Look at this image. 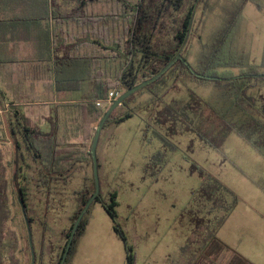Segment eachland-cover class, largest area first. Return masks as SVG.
Here are the masks:
<instances>
[{"label":"trees","instance_id":"1","mask_svg":"<svg viewBox=\"0 0 264 264\" xmlns=\"http://www.w3.org/2000/svg\"><path fill=\"white\" fill-rule=\"evenodd\" d=\"M246 2L248 0L239 2L213 43L203 46L200 64L196 68L190 62L185 46L198 11L201 9L206 13L208 9L207 0H0V48L4 46L7 49L9 43L29 42L31 52L27 64L34 73V80L53 78L59 90L82 91L88 86L91 90L79 102L57 105L54 114L44 119L49 125L47 131L30 114L29 106H12L7 127L17 148L20 171L19 140L44 172L51 175L66 177L86 156L90 162L93 161V141L110 107H98L97 101L105 100L112 90L123 94L156 77L172 61L174 63L154 82L127 98L104 128L110 123L120 124L136 114L133 104L137 94L138 97L149 94L154 105L161 103L177 80H188L201 86L226 87L225 100L232 95V108L243 110V102L248 106L249 93L264 85V48L259 64L238 60L232 50ZM4 60L0 58V66L3 62H14V58L7 54ZM235 69L239 70L238 74L234 73ZM205 104L211 106L207 102ZM166 107L173 108V105L166 104ZM183 108L181 117L187 122L191 101ZM219 110H216L213 118L224 122L227 129L232 128L223 120L224 116ZM166 112L172 114L171 109ZM201 117L202 114H199L193 131L212 148L221 151L216 137H211L205 130ZM157 136L169 145L164 136ZM78 139L87 142V151L74 143ZM9 186L8 169L0 149V264H17L15 255L20 250V237L9 227L12 220ZM94 193L93 178L92 188L79 200L72 218L73 225ZM17 197L20 204L26 207L22 189L21 192L18 189ZM237 202L236 198L228 213L233 211ZM94 203H99L111 217L114 231L124 243L126 264H136L135 250L118 224L117 194L112 193L105 199L100 192ZM90 209L79 225L65 264L71 263L78 243L85 234ZM226 216L221 218L212 233L209 228L205 229L208 239L199 255L205 264H217L213 256L224 247L217 237V228L224 223ZM28 220L32 222L30 217ZM71 231L72 228L64 233L66 239L70 238ZM229 251L231 255L226 264H249L231 249ZM31 261L33 263V258Z\"/></svg>","mask_w":264,"mask_h":264},{"label":"rangeland","instance_id":"2","mask_svg":"<svg viewBox=\"0 0 264 264\" xmlns=\"http://www.w3.org/2000/svg\"><path fill=\"white\" fill-rule=\"evenodd\" d=\"M207 1L208 9L206 13H203L201 9L198 11L185 46L189 60L196 68L200 64L203 46L213 43L224 22L231 17L239 2L243 0ZM14 46L18 49L17 56L11 54V51L15 50ZM14 46L9 44L6 50L7 56L14 57L17 62L16 66H10L11 74L6 75L5 70L0 67V149L4 154L10 180L12 220L9 227L20 237V250L15 255V260L17 264H34L35 261L36 264H57L62 259L63 250L66 249L69 241L64 237V233L73 229L74 226L72 218L79 206V200L75 210L71 209L70 201L73 198V191L79 187L81 181L80 177H76L67 187L59 186L55 190H48L44 189L43 174L35 172V175L29 176L26 171L20 172L19 157L15 156L13 144H9L12 138L7 127L8 120L13 105L21 100L25 103L34 101V98H30L31 95L38 98L35 96L38 82L34 81V73L27 64L31 44L24 42ZM263 48L264 0H248L240 16L232 50L238 60L259 64ZM25 70L26 74H23ZM234 73L238 74L239 70L235 69ZM174 84L171 90L168 89L166 104L172 103L173 107L180 111L191 101L193 106V109H190L191 116L194 115L196 118L202 114L205 129L212 124L211 120H213L212 116L210 120L211 113L205 103H210L214 109L224 106V102L225 105L228 103V100L223 102V92L227 89L226 87L201 86L188 80H177ZM261 88L264 90V85ZM138 95L135 99L145 97L143 96L145 94H140L139 97ZM174 98L176 100L173 102ZM249 105L253 106V103L249 102ZM250 112L252 119H258L256 112L253 110ZM138 113L139 117L147 123V110L139 109ZM235 120L227 121L234 131L229 134L221 151L196 140V136L186 130L183 123L182 134H179L175 140L178 144H174V149L169 154L174 157V161L165 172L166 187H163V183L159 186L157 182L153 184L148 179L153 189H149L150 186L147 187V181L143 178L145 175L142 174L144 165L142 157L149 156V153L148 149L141 147L139 134L132 126H129L130 124L114 127L120 142L116 148L118 149L116 156L123 161L122 159L114 160L112 163L111 172L114 177L110 180L108 187L117 194L118 224L123 229L128 243L135 250L136 264H177L182 252L193 244L192 240L197 243L194 236H191L197 227L196 222L202 221L203 227L208 226L212 231L223 215L227 214V208L236 198L239 199L236 194L225 197L223 193L224 202L216 203L215 201L211 205L207 196L214 193L212 198L214 200L217 195L220 196V193L216 192L220 185H223L225 190L230 188L228 190L235 192L240 188L237 176L253 177L262 173L264 169L260 164L255 163L254 153L243 147L241 138L250 134L242 125L243 118L239 117ZM215 121L218 120L215 118ZM237 132H241L242 135H238ZM189 137L194 139V145L191 148L189 141H185ZM104 138L105 135L101 137L99 153L102 152ZM27 162L28 167L34 170L37 162L29 159ZM193 165L201 172L194 173ZM119 167H124L122 173L116 171ZM201 173L204 177H201ZM100 185L104 198L107 183L102 180ZM18 189L19 192L22 189L25 193L27 218L32 219L31 223L27 219L31 234H29L22 205L17 197ZM158 190L159 199L149 193ZM167 203H170L171 207L165 210V207L161 205ZM201 205H205V210ZM32 252L36 259L33 263ZM227 260V258L223 259L220 253L213 256V261L217 264H226ZM201 263L205 264L200 260L198 264ZM70 264H126L124 243L114 231L111 217L99 203H94L90 209L88 226Z\"/></svg>","mask_w":264,"mask_h":264},{"label":"crops","instance_id":"3","mask_svg":"<svg viewBox=\"0 0 264 264\" xmlns=\"http://www.w3.org/2000/svg\"><path fill=\"white\" fill-rule=\"evenodd\" d=\"M9 44H13V46L18 45L16 43ZM6 47L8 49L9 45H6ZM13 48L15 50L11 51V54H15L17 56L18 49H16L15 46ZM7 49L4 48V46L0 48V58H2L3 61H6L4 59L5 55L7 54ZM16 63L17 62L14 59V62L12 64L3 62V65H1L0 67L5 70L4 72H6V75H10V66H16ZM36 81L38 82V87L36 89L35 96H37L38 98H35L33 97V95H31L30 98H34V101L30 100L29 103H25L21 100L19 103H16V105H21L22 107L29 106L30 114L35 118L36 121H40L42 129L46 131L49 130V125L45 123L44 119L54 114L57 105L79 102L83 97L88 96L91 91L89 86L85 87L82 91L59 90L56 85L55 79L53 78H51L50 80ZM256 91L257 93H255ZM225 92L227 94V90L223 92V102L226 101ZM143 96H145L143 97V99H137L133 104L134 109H136V114L133 115V117L120 124L110 123L102 130L97 147V156L100 182H102L103 180L105 183H107V190L103 194L104 198L106 199H108L109 196L113 193L110 190V187H108L110 180H112L114 177L113 173L111 172L112 163H114V160L120 161L122 159H119V157L116 156V151L118 150L116 148L120 142L118 141L114 127L117 128L121 125L130 124L129 126H132L140 136L141 147L145 150L148 149L149 156L142 157V160L144 162L142 174L145 175L143 178L147 181V187L149 188L150 186L149 189L153 188L152 185L149 184L148 179H150L153 184L157 182L158 186L160 185V183H165V172H167L168 167L170 168L172 166V161H174V157L169 154L171 151H173L172 149H174V144H178L175 140L179 134H182L181 129H183V123L184 128L192 133L193 136H196V140L198 139L205 145L212 148L210 145L200 139L193 131L192 128L196 123H198V119L197 117L194 118V115L193 117L191 116L192 110L191 112L189 111V121L186 122L181 117V110H177L176 107H166V98H164L161 103L153 105L152 99L149 98V94L145 93V95ZM249 97L250 100L248 101L253 103V106L249 105V103L247 106V104L243 102V110H240L236 107L234 109L232 108V101L234 100L232 95L229 96L228 103L226 105L224 102V106H222L221 108L217 107V109H220L219 113L224 116L223 120L225 121L231 119L236 121L235 119H239V117L243 118L242 121H244V124L242 125L250 133L247 137L241 138L244 145L243 147L245 149H250V151L254 153V161H256L255 163L260 164L264 169V90H262L261 87L258 90H253L249 93ZM175 100L176 99L174 98L173 102ZM170 104L172 103H168V105ZM208 104L210 105V103ZM191 108L193 109L192 105ZM139 109L147 110V123L145 122V120L139 117ZM167 109H171L172 114L169 112L167 114ZM208 109L211 113L210 116H212V119L214 120L215 118H213V116L217 109L214 110L212 105L208 106ZM251 110L256 112V116L258 117V119H252V113L250 112ZM213 120H211L212 124L209 127L207 126L206 128L208 130L207 133H209L211 137H216L215 139L217 140L218 144L221 145L222 150L224 144H226L228 140L229 134L234 130L233 128L227 129L226 124L222 121L218 122ZM237 122L239 123L240 121L238 120ZM238 123H236V125H238ZM237 133L238 135H242L241 132ZM103 135H105V138L104 145L101 150L103 152L102 154V152L99 153V146L101 137ZM157 135L164 136L169 141V145L167 146L165 143L159 140ZM192 137H189L185 140L187 142L189 141L188 143L190 144V148L194 145V139H192ZM19 142L21 144L20 162L22 164L20 172L22 173L26 171L29 173V176L33 174L35 175V172L36 174H43L42 176H44L45 178L43 181L44 189L55 190L59 186L67 187L69 184L73 183L76 177H80L81 183L79 187L73 191V198L70 201L71 209L75 210L78 205V200H80L82 195L86 194L92 188V180L94 178L93 161L90 162L88 160V157L86 156L84 161L77 164L66 177L51 175L50 173L44 172L42 166L38 162L37 165L34 166V170H32L31 167H28L27 159H29L30 161L34 159L22 140H19ZM74 143L80 144L81 149L87 151V142L85 143L82 139H78L75 140ZM9 144H13L12 141H10ZM13 147L15 156L16 158H18L17 148H15L14 145ZM180 156L182 159V154ZM123 170L124 167H119L116 171L122 173ZM192 170H194V173L196 171H200V169H198L194 165L192 166ZM200 175L201 177H204L203 173H201ZM237 182L240 188L235 192L232 189V191L228 190L230 188L225 190L224 186L220 185V188L218 186V188L216 189V192L220 193V196L217 195L215 200L212 199L214 197V193L207 196V199L211 201V205L215 203V201L216 203L224 202V197L222 196L223 193L225 197L232 196L234 194L239 196L238 202L235 205L233 211L231 213L227 212L226 220H224V223L217 228V237L220 243L224 245V247L220 249V255L223 259H228V257L231 255L229 249H231L232 251H234V253H237L240 257L248 261L249 264H264V170L261 174H257L253 177L247 175L237 176ZM163 187L165 188L166 185L164 184ZM158 192L159 190L150 191L149 193H152L153 195H155L156 199H159L157 196ZM225 200L229 201V199ZM205 205H201V207L204 209ZM161 206H164L165 210L171 207L170 203ZM228 209L229 207L226 211H228ZM224 216L225 215H223L222 218H224ZM201 222L202 221L196 222L197 227H195V232L191 235L194 236V238L197 240V243L192 240L193 244H191L188 248L185 249L184 252H182L181 258L177 264H198V262L200 261V251H203L205 249L204 242L208 239V234L205 229L209 228L208 226L203 227L204 223ZM225 247H227L228 249H225ZM188 249L191 250L189 254H187L189 252Z\"/></svg>","mask_w":264,"mask_h":264},{"label":"water","instance_id":"4","mask_svg":"<svg viewBox=\"0 0 264 264\" xmlns=\"http://www.w3.org/2000/svg\"><path fill=\"white\" fill-rule=\"evenodd\" d=\"M174 63V61H172L169 66H167L165 69H163L159 75H157L156 77L147 80L139 85H137L136 87L130 89L129 91L123 93L110 107L109 109L106 111L102 121L99 124V128L98 131L95 135L94 141H93V145H92V157H93V171H94V181H95V193L90 197V199L86 202L85 207L83 208L82 212L80 213L79 217L77 218L76 222L74 223L69 241L67 243L66 249L64 251L63 257L60 261L59 264H65L67 257L69 255V252L71 250V247L73 245V241L75 238V234L79 228L80 223L82 222V220L84 219V217L86 216L87 212L89 211V209L91 208L92 204L95 202V200L97 199V197L99 196L100 192H101V185H100V176H99V164H98V156H97V147L99 144V140H100V136L102 133V130L106 124V122L108 121V119L111 117V115L116 111V109L118 107H120L121 105H123L124 101L129 98L130 96H132L133 94H135L136 92H138L139 90H141L142 88H144L145 86H147L148 84L154 82L160 75H162L172 64ZM22 210H23V214L25 216V220H26V224L28 227V231L29 234H31V229H30V224L28 222V218H27V212L25 207L22 206ZM33 253V252H32ZM33 257V262H34V253L32 255Z\"/></svg>","mask_w":264,"mask_h":264},{"label":"built area","instance_id":"5","mask_svg":"<svg viewBox=\"0 0 264 264\" xmlns=\"http://www.w3.org/2000/svg\"><path fill=\"white\" fill-rule=\"evenodd\" d=\"M122 93L117 90H112L108 93L105 100L97 101L98 107H103L104 105L111 106L120 96Z\"/></svg>","mask_w":264,"mask_h":264}]
</instances>
